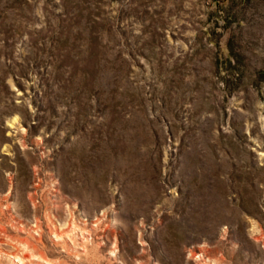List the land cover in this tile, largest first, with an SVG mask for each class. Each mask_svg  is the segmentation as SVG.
Returning <instances> with one entry per match:
<instances>
[{
  "label": "rangeland",
  "instance_id": "rangeland-1",
  "mask_svg": "<svg viewBox=\"0 0 264 264\" xmlns=\"http://www.w3.org/2000/svg\"><path fill=\"white\" fill-rule=\"evenodd\" d=\"M0 264H264V0H0Z\"/></svg>",
  "mask_w": 264,
  "mask_h": 264
}]
</instances>
